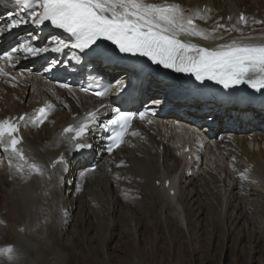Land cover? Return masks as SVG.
<instances>
[{
    "label": "bare ground",
    "instance_id": "bare-ground-1",
    "mask_svg": "<svg viewBox=\"0 0 264 264\" xmlns=\"http://www.w3.org/2000/svg\"><path fill=\"white\" fill-rule=\"evenodd\" d=\"M150 2L179 5L185 16L196 11L207 16L206 20L194 19V25L212 38L181 35L182 41L210 49L233 40L264 45V0ZM240 13L245 14L242 22L237 20ZM217 25L224 27L213 32ZM5 70L10 75L0 77V117L10 111H28L46 94L55 98L56 109L41 127L28 120L22 124L25 154L30 163L44 169V175L21 176L0 153V250L12 249L0 254V264H182L181 249L169 256L164 246L171 250L192 223L199 228L209 223L219 230H233L237 225L246 229L254 227L259 213H264V111L256 119L247 111L253 108L229 107L226 124L204 126L213 132L210 136L152 119L148 126H137L140 131L130 134L125 146L112 156L103 154L94 134L88 139L95 143L94 150L79 153L59 137L60 131L71 113L92 110L98 103L89 104V97L78 93L70 82L62 88L48 71L26 66L19 57L15 67L9 65ZM18 71L31 79H21ZM165 114L177 118L179 112ZM194 115L185 113L183 120ZM173 137L193 144L191 161L174 154L169 145ZM153 144L164 148L161 164ZM61 155L66 168L50 169ZM92 155L95 171L88 170ZM249 167L251 171L245 172ZM161 178L170 179L174 196L154 187ZM259 221L264 225V218ZM108 233H113L111 238ZM124 235L126 250L116 255L114 246H108ZM222 235L229 243L231 234L223 231ZM105 241L107 248L98 247Z\"/></svg>",
    "mask_w": 264,
    "mask_h": 264
},
{
    "label": "snow or ice",
    "instance_id": "snow-or-ice-1",
    "mask_svg": "<svg viewBox=\"0 0 264 264\" xmlns=\"http://www.w3.org/2000/svg\"><path fill=\"white\" fill-rule=\"evenodd\" d=\"M22 11L27 13V19L16 18L9 13L7 31L31 22L36 29L50 26L60 30L67 39L52 35L43 46H34L39 40L38 34H32L24 41L12 47L10 51L0 54V77H9L6 66L15 67V59L19 54L24 57H36L46 53H65L73 50L69 61H78L77 53L84 54L98 49L109 51L103 42H109L112 53L139 56L146 58L153 65L164 69L194 77L195 81L203 83L212 81L224 89L247 85L255 92H264V45L244 44L231 41L219 44L215 48H206L182 41L181 35L196 36L203 39L212 38L210 33L197 29L194 19L206 20L207 16L196 11L192 16H185L184 10L176 4H161L150 0H18ZM207 11V10H205ZM240 20L244 21L243 14ZM223 25H217L213 32ZM4 29H0L3 32ZM222 38V37H221ZM55 67L50 63L45 71ZM16 79V77H11ZM67 88L68 85L61 84ZM81 91H88L82 88ZM109 89L96 91L98 97H106ZM155 100L153 104L159 105ZM103 107V106H102ZM54 105L46 104L37 110L34 124H42L53 110ZM152 109L146 108L138 113L139 119ZM137 114L111 109V117L101 120L100 110L90 111L78 125H70L63 129L62 135L74 151L89 149L92 145L87 136L93 129L103 131L108 141L106 150L112 153L124 143L132 121ZM27 123L26 114L18 118L0 121V153L5 155L9 167L15 173L25 176L33 173L44 175V169L36 163H30L25 150L21 147L20 123ZM151 123V121H149ZM135 134V133H133ZM16 161L13 164V161ZM123 163V162H121ZM60 165L66 168L67 162L61 155L53 161L51 167ZM83 176V173H82ZM11 247L0 250V254L10 253ZM11 259V256H9Z\"/></svg>",
    "mask_w": 264,
    "mask_h": 264
},
{
    "label": "rangeland",
    "instance_id": "rangeland-1",
    "mask_svg": "<svg viewBox=\"0 0 264 264\" xmlns=\"http://www.w3.org/2000/svg\"><path fill=\"white\" fill-rule=\"evenodd\" d=\"M110 217L111 215L105 218ZM262 218H264V213H259L258 220L254 221V227L239 229L237 225L233 230L229 227L219 230L215 226H210L209 223H205L203 227L201 224V228H199L200 226L195 227L192 223L191 229L185 232L184 237L178 239V242L170 247L171 250L167 246H164V248L170 254L169 256L176 255L175 252L181 249L182 264H264V225L259 221ZM98 220L95 222H98ZM83 227L86 228L85 224H83ZM99 231L104 233L102 228H99ZM223 231L226 234H231L229 243L224 241ZM89 234L91 233L87 232V236ZM112 235L113 233H108L107 238H111ZM121 237H124V239ZM121 237L118 240H114V238L113 243L109 246L108 241H105L98 247L114 246L112 251L116 255H121L126 250L124 243H122L126 240V235ZM86 241L88 242V239ZM118 243L119 245L115 247ZM130 243L132 244V242Z\"/></svg>",
    "mask_w": 264,
    "mask_h": 264
}]
</instances>
